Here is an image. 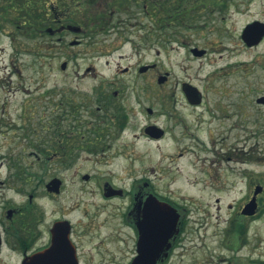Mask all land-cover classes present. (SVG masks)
<instances>
[{"label":"rangeland","instance_id":"1","mask_svg":"<svg viewBox=\"0 0 264 264\" xmlns=\"http://www.w3.org/2000/svg\"><path fill=\"white\" fill-rule=\"evenodd\" d=\"M8 1H0V121L3 126H16L4 130L2 137H8L4 139L7 143L3 145V154L8 158L10 156L12 165L17 164L18 171H12L9 180L10 170L6 169L7 160L4 159L0 170V179L3 181L0 191L2 204L7 202L18 208L24 206L26 211L33 214L41 211L46 222L53 221L62 213H67L71 221H78L80 210L87 208L92 211L94 208L91 205H94L97 206L96 210H104L106 227L114 228L109 233L102 231V237L107 234L108 238L128 237L126 231H118V214L123 211L126 198L103 201L93 182L82 183L79 176L80 173H92L98 176V182L108 181L110 186L124 191L130 190L127 174L137 178L141 176L142 180L149 182L150 188L174 199L184 209L183 245L171 264H221L218 258L230 255L240 264H247L250 258L264 264V194L259 198L260 207L254 218L241 215L239 206L247 199V193L242 192L245 187L240 176L231 172L235 169V173L239 174L244 169L252 175L254 183L257 181L264 185V116L258 118L256 124L246 126L242 121L245 115L253 111L259 110V114H264L263 108L253 103V108H249V104L238 97L239 92L232 89L246 88L245 84L251 82L258 84L259 94L264 90V38L258 45L246 47L239 35L246 22L264 19V0H235L238 4L230 5L227 13H222L225 20L218 13L209 11V8H197L200 4H209L208 0H194V13H200L202 19L191 21L195 24V29L190 32L191 38L200 48L209 46L207 56L194 59L183 49H175L172 44L166 47L157 44L155 30L158 28L154 21L146 18L141 21L138 18L122 20L126 18L123 16L126 10L138 17L139 7L124 5L119 13L121 20H118L123 24L117 26L116 20L110 28L115 26L117 30H139L132 25L141 23L145 30L126 36L122 34L123 37L119 38L113 32H108L105 37L98 31L101 28L96 29L106 26L107 10L115 0H99L95 4L87 0L90 5L82 0V8L78 11L73 10V5H67L64 10L71 17V20L68 18L71 24L58 21L47 25V22L39 20L38 13L42 14L43 10L39 8L41 11L37 9L34 12L36 20L31 29L26 23L22 26L20 14L10 8ZM235 8L239 12H235ZM99 20L104 23H99ZM45 25L50 30L46 28L44 31ZM78 33L81 44L70 46L68 43L75 40ZM136 35L149 37L146 47L140 50V58L133 54L132 45L127 43L135 40ZM58 38L62 42H58ZM121 40L127 42L116 49ZM96 50L101 52L95 54ZM110 50V57H99ZM120 55L122 58H119ZM158 60L161 62L157 63L156 69L140 76L138 86L144 106L154 112L160 110L158 100L161 93L169 108L173 105L171 98L176 100L174 107L177 116L204 147L200 142L190 140L176 144L170 136L159 143L133 140L140 130L138 127L142 128L149 121L163 126H172V121L156 113L147 117L143 111L140 112L131 96L133 79L130 75H116V70L131 66L134 76L136 64L150 65ZM63 62L67 63V67L62 71L60 65ZM90 67L98 72L97 78L100 79L97 81L85 73ZM163 71L170 73V77L167 83L160 86L156 83V75ZM112 77H116V80L108 82ZM207 78L213 80L208 82ZM183 80H190L205 91L219 87L221 96H210L202 105L186 108L179 92ZM121 83L126 84L125 96L115 100V103L125 110L124 125L128 128L117 133L116 139L114 134H105L98 141L97 153H83V159L75 165H69L58 155L47 153L55 148L43 147L47 149L44 154L55 162H47V156L39 155L37 146L50 141L53 128L59 126V111L64 103L69 102V106H74L78 101L89 102L91 88L95 84H100L99 93L104 91L112 94L111 91L119 88ZM256 94L250 97V101ZM214 104L218 107H214ZM95 107L92 106L91 110H96ZM213 115L217 118L226 115V119L218 121ZM116 122L115 118L113 125ZM178 131L181 135V127H178ZM107 135L114 139L108 140ZM117 151L123 154L121 158L112 157ZM31 153H35L36 157ZM181 153L183 155L179 156ZM239 156L243 164L234 161ZM100 157L104 159L99 160ZM248 160H253L252 164H246ZM52 174L64 179L63 192L57 198L44 197L43 193L42 184ZM12 182L18 186L14 192L8 189ZM210 184L215 188L210 189ZM38 186L42 187L37 189L35 199L27 204L30 193ZM89 190H93L91 195ZM236 211L238 213L235 216ZM233 218L242 221V232H245L236 254L232 250L222 249L220 241ZM117 258H121V255L118 254Z\"/></svg>","mask_w":264,"mask_h":264},{"label":"flooded vegetation","instance_id":"2","mask_svg":"<svg viewBox=\"0 0 264 264\" xmlns=\"http://www.w3.org/2000/svg\"><path fill=\"white\" fill-rule=\"evenodd\" d=\"M1 1V0H0ZM87 1V0H86ZM91 3L95 4L99 0H90ZM117 1V2H116ZM209 4H200L199 7H204L203 9L209 8V11L213 13H218L222 20L226 17L222 13H227L230 5L238 4L235 0H208ZM82 0H9L10 8L13 11H18L20 14L21 21H23L22 26L26 23L29 29L32 28V23L35 21V11H41L42 14L38 13L40 21L50 22L58 21H68L71 17L68 16L67 10L65 11L67 5H73L74 11H78L82 8ZM194 0H115L112 5L108 8V16L106 26H102L100 33L105 37L108 32H113L119 38L123 37L122 34L126 36L128 33H140L144 31V26L138 23L143 18L147 20L154 21L155 26L158 28L155 30V36L158 38L156 41L160 46H167V44L174 45L176 49H183L185 53L187 52L192 56V58H199L207 56L209 51V46L205 48H200L196 45L191 38L190 32L195 29V24L192 20L202 19L200 13H194ZM241 4V3H240ZM39 5L41 7H39ZM87 5H90L87 1ZM131 6L139 7V16L133 15L131 11H124L123 16H126L123 21L140 19L136 25H132L133 28L138 27L139 30H117L112 25L113 21L117 20V26H121L122 21L119 19V13L122 11L119 6ZM211 5L212 7H208ZM2 6V5H1ZM46 6V8H44ZM149 6H155V14L149 11ZM162 6H171L169 10H165ZM41 8V10L39 9ZM2 10V8H0ZM238 8H235V12ZM234 12V11H232ZM84 15V13H82ZM72 17L75 15L71 14ZM121 16V15H120ZM85 16L83 17V19ZM103 17L102 19H104ZM264 24V19H253L250 22H246L242 25L239 35L242 43L246 47H251L254 45H248L243 40V32L246 28L253 23ZM99 23L101 21L99 20ZM50 30L49 26L44 27V31ZM98 27H96L97 29ZM110 28V29H109ZM264 30V26L261 27ZM107 30V31H106ZM149 30V29H148ZM121 31V32H120ZM82 31H80L81 33ZM150 33V31H147ZM76 34L75 40L69 42L70 46H78L81 44V40L78 39L79 34ZM255 33V32H254ZM150 36V35H149ZM149 37H143L141 35H136L135 40L119 41V45L116 49L121 48L126 42L132 45L133 54H136L140 58V50L146 47ZM264 38V36H263ZM262 38V39H263ZM58 42H62V39H57ZM74 43V44H72ZM110 49V48H109ZM96 50L94 53L97 54ZM112 50L100 55L99 57H110ZM200 54V55H198ZM159 57V53L157 52ZM119 58H122L120 55ZM159 59V58H158ZM161 61L145 65L142 63L136 64V75H133L132 67L126 66L123 70H116V75H130L133 79V88L131 90L132 99L136 107L140 112L147 114V117H152L156 113L157 116L165 117L169 121H172V126L169 125H159L153 122H148L140 129L133 137V140L139 142L140 139L147 140L149 142H157L166 139V136H170L178 144L180 141H198L188 130L187 126L184 125L183 120H181L176 113L174 107L176 100L171 98L172 108L170 109L168 105L165 104V96L163 93L159 95L158 104L160 105V110L154 112L150 108L144 106V100L140 95L139 81L140 76L152 71L158 67ZM158 63V64H157ZM142 68L144 69L142 71ZM228 68V67H227ZM85 73L92 76L95 81L99 75L94 67L87 68ZM131 73V74H130ZM129 76V77H130ZM170 77V73L163 71L156 75V83L163 86L167 83ZM227 79V78H226ZM102 80V79H101ZM116 80V77H112L108 82L112 83ZM212 78H207V81H212ZM94 81V82H95ZM188 86L196 87L198 94L194 97L198 100V103L189 100L188 95L185 91ZM247 87L237 89L234 87L232 89L237 90L238 97L241 101H246L249 104V108L252 107V103L262 107L264 113V90L259 94V89L257 83H246ZM100 84H95L91 88L89 102H79L74 104V106H69V102L63 104L59 111L58 122L59 126L53 128L50 141L40 143L37 146V150L40 156L45 155L47 149L43 148L45 146L55 148L53 151H48L50 155H58L65 160L69 165H75L80 160L83 159V153L95 155L97 153L98 141L101 140L102 136L105 134H114L115 139L117 138V133H121L124 129L128 128L125 124L126 115L125 110H122L120 106L116 105L115 100H121L125 96L126 84L121 83L119 88L113 89L112 94H108L104 91L98 92ZM143 87L145 89L146 82L144 80ZM211 88V86H210ZM180 96L183 100L184 106L186 108H194L202 105L210 96H216L219 98L221 96L220 88L211 89L210 91L204 88H199L194 85L190 80H183L180 83ZM189 93H197L195 90L188 88ZM257 93L255 97L250 101V97ZM87 97H85V100ZM144 102V103H143ZM91 103V106L88 105ZM92 106H96V110H91ZM212 107V104L210 105ZM214 107H218L214 104ZM242 108V107H241ZM175 110V111H174ZM261 115V116H260ZM264 114H259V110L253 111L249 115H245L242 119L248 124H256L258 118L263 117ZM257 117V118H256ZM117 119L116 125H113L114 119ZM214 119L221 121L226 119V115H220L218 118L213 115ZM256 118V120L252 119ZM150 119V118H149ZM211 122V121H210ZM63 124V125H60ZM235 125L232 126V128ZM11 127V128H10ZM16 126L2 125L0 121V170L3 168L4 159H6V169L10 170L8 174V179L10 180L11 172L18 171V166L12 165L10 156L9 158L3 154L4 139L8 137L4 135V130L12 129ZM149 127H154L155 129H150ZM178 127H181V135L178 131ZM149 128V129H148ZM105 138V137H103ZM108 140H112L111 136L107 135ZM32 144V142H31ZM34 144H32L33 146ZM200 145L202 143L200 142ZM42 146V147H41ZM109 146V145H107ZM203 146V145H202ZM204 147V146H203ZM42 148V149H38ZM185 150V149H182ZM212 149H210V152ZM31 155L36 157L35 153ZM122 153L117 151L113 158H121ZM183 155L182 153L179 156ZM253 158V156L251 157ZM38 160V157L36 158ZM47 162H55L53 158L47 156ZM46 159V160H47ZM100 159H104L100 157ZM229 160L231 158H228ZM235 162L243 164L244 161L241 156L235 158ZM253 160H248L246 164H252ZM67 165V164H66ZM14 166V167H13ZM1 172V171H0ZM235 175L240 176L242 179V184L245 187L244 191L247 193V199L239 206V213H241L243 207L253 198H255L257 209L260 207L259 198L264 194V185L259 184L257 181L254 183L252 175L248 174L246 171L240 170V173H235V169L231 171ZM1 174V173H0ZM30 175V174H28ZM31 176V175H30ZM30 176H27L30 178ZM77 176V175H76ZM128 179H130V190L124 191L120 188H115L110 186L107 182H98V176L92 173H80V181L82 183L93 182L101 200L111 201L117 198H126V204L123 207V211H120L119 224L120 229L128 233V237H116L108 238V234L105 237L101 236L102 231H107L109 233L114 228L106 227L107 216L104 210H96L97 206L91 205L94 209L92 211L87 208L83 211L80 210V220L71 221L67 218V213H62L53 221H45V215L41 211H37L33 214L26 211L24 206L17 207L10 206L7 202L2 204L0 200V264H134V261L140 257L143 260H148L153 262V264H171L172 259L179 255L180 249H182V235L184 233V226L186 217H184V209L178 206V203L169 196H165L157 193L154 189L150 188L149 182L142 180L140 176L137 178L135 175L127 174ZM1 180V179H0ZM64 179L55 174H52L50 179L46 181L43 186L44 197L57 198L63 192ZM55 181V184H51ZM3 181H0V191L2 190ZM42 186H38L34 192L30 193L28 197L27 204H30L35 199V194H37V189ZM235 187V184H232ZM210 189L215 187L210 184ZM261 187L257 195L255 192ZM8 189L14 192L18 189V186L12 182L8 185ZM91 195L93 190L88 191ZM155 198V199H153ZM149 199L151 201L149 202ZM219 200H217L218 202ZM2 204V206H1ZM167 206L165 208V213H162V206ZM157 207L160 211L157 212ZM230 207V206H228ZM77 208V212H79ZM252 216L246 215L245 217H253L257 215L258 211ZM238 211H236L235 216ZM175 215L178 216L176 224H174ZM242 215V214H241ZM112 219L111 216H108ZM240 217V216H239ZM252 218V219H253ZM85 219L86 221H83ZM242 222V221H241ZM233 218L228 226V231H224L223 236L220 241L222 244V249L228 251L232 250L236 254L239 251L240 242L242 240V223ZM245 229V228H244ZM92 231H94L92 233ZM120 234H118L119 236ZM238 247V248H237ZM232 248V249H231ZM118 254L121 258H117ZM105 261V263H102ZM233 261V263H232ZM218 262L221 264H240L237 259L232 257L218 258ZM247 264H263L256 261H252V258L248 259Z\"/></svg>","mask_w":264,"mask_h":264},{"label":"water","instance_id":"3","mask_svg":"<svg viewBox=\"0 0 264 264\" xmlns=\"http://www.w3.org/2000/svg\"><path fill=\"white\" fill-rule=\"evenodd\" d=\"M264 26V24H261V23H253V24H251V25H249L247 28H246V30L244 31V34H243V40L248 44V45H254V44H257L260 40H261V38H262V36L264 35V30L263 29H261V27H263ZM76 31V30H75ZM255 32V33H254ZM72 44H74V43H72ZM65 66H66V64L65 63H63L62 65H61V69L63 70V69H65ZM144 69H142V71H143ZM186 87H188V88H190V89H193V90H195V92H197V93H189L188 92V88L186 89V91H185V93H186V95H188V98H189V100L190 101H192V102H195V103H198V100L197 99H195V95L196 94H198V91H197V89L196 88H194V87H192V86H188V85H186ZM150 129L152 130V129H154V127H150ZM51 184H55V181H52L51 182ZM261 188L260 187H258V189L256 190V192H255V195L259 192V190H260ZM151 201V199H149V202ZM163 208L164 207H167V206H162ZM255 210H256V202H255V200H254V198L248 203V204H246L245 206H244V208H243V210H242V214L243 215H253L254 214V212H255ZM160 211V208L159 207H157V212H159ZM162 213L164 214L165 213V208L164 209H162ZM177 219H178V216H176L175 215V218H174V224H176V221H177ZM134 264H153V262H151V261H148V260H143V259H141L140 257H138L135 261H134Z\"/></svg>","mask_w":264,"mask_h":264},{"label":"trees","instance_id":"4","mask_svg":"<svg viewBox=\"0 0 264 264\" xmlns=\"http://www.w3.org/2000/svg\"><path fill=\"white\" fill-rule=\"evenodd\" d=\"M123 6H119V8H122ZM165 10H169V9H171L172 7L171 6H162ZM149 11H151L153 14H155V6H149ZM88 13H86L85 15H87ZM104 20V19H103ZM102 21V20H101ZM71 21L70 20H68V21H66V23H68V24H71L70 23ZM103 22V21H102ZM101 22V23H102ZM104 23V22H103ZM102 23V24H103ZM53 25V24H52ZM98 28H101V27H98Z\"/></svg>","mask_w":264,"mask_h":264},{"label":"bare ground","instance_id":"5","mask_svg":"<svg viewBox=\"0 0 264 264\" xmlns=\"http://www.w3.org/2000/svg\"><path fill=\"white\" fill-rule=\"evenodd\" d=\"M227 48V47H226ZM226 48H225V50H226Z\"/></svg>","mask_w":264,"mask_h":264}]
</instances>
